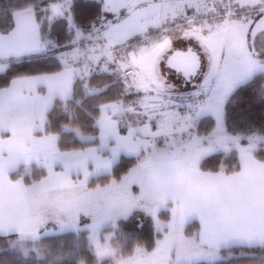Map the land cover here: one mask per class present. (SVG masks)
<instances>
[{
	"label": "snow or ice",
	"instance_id": "1",
	"mask_svg": "<svg viewBox=\"0 0 264 264\" xmlns=\"http://www.w3.org/2000/svg\"><path fill=\"white\" fill-rule=\"evenodd\" d=\"M73 7L42 8L48 33L66 28V40L44 39L33 4L23 30L0 44V59L51 51L53 62L0 87V239L15 246L55 224L95 241L105 225L114 235L141 212L150 240L134 242L118 264H264V160L255 155L264 137L248 136L245 146L226 111L244 91L247 108L264 114V0H99L87 26ZM109 65L119 88L97 105L95 136L81 137L96 144L61 149L46 130L49 111ZM11 72L0 65V78ZM233 150L231 169L209 166ZM122 153L134 162L116 176ZM19 159L35 160L42 174L14 180ZM101 174L108 182L92 185Z\"/></svg>",
	"mask_w": 264,
	"mask_h": 264
},
{
	"label": "trees",
	"instance_id": "2",
	"mask_svg": "<svg viewBox=\"0 0 264 264\" xmlns=\"http://www.w3.org/2000/svg\"><path fill=\"white\" fill-rule=\"evenodd\" d=\"M53 2L54 0H0V32L10 33L15 28L14 12L30 8L34 4L36 6V19L42 24L41 31L44 39L55 42L66 40L68 36L66 28L60 33H57L55 28L52 33H48L47 13L42 11V8ZM72 3L74 5L72 14L76 17L78 24L87 26V23L94 20L99 14V1L97 0L93 4L92 0H72ZM51 55L48 54V58L25 57L11 60L8 66L11 67L12 72L9 76L0 78V87L13 77L21 78L51 69L53 66ZM118 88L116 75L108 71L94 72L90 79L77 80L72 98L66 102L57 99L49 111L47 132L58 135V143L61 149L72 150L94 146L95 140H82L78 134L84 137L95 136L96 129L93 127V121L97 114V105L105 98L114 95ZM89 89L99 91L90 94L88 93ZM245 95L247 93L244 91L237 93L232 98V102L226 105L229 131L244 133L245 136L264 137V114L258 108L254 111L249 110L242 100ZM208 126H210V122L201 127L206 130ZM243 144H247V141H243ZM258 147L255 155L258 159L264 160V140L258 143ZM133 162V158L123 156L114 166L112 174L119 176ZM221 163L231 169L237 163L235 150L228 153H217L209 166L215 167ZM30 169V173L33 172V174H26V170L22 166L11 175L14 180L25 175L23 177L25 182H29L32 178L42 174V169H38L35 165L31 166ZM109 179L108 175L101 176L93 179L91 184H105ZM138 224H143V228L137 227ZM150 230L151 220L141 212H136L127 220L121 221L116 231V241L119 243L123 254L131 253L134 242L148 243ZM39 245L46 252L47 259L40 260L35 256H26L22 252L11 249L7 240L0 239V264H80L82 262L98 264L95 254L88 245L87 232L81 233V239L74 232L47 235L39 240ZM110 263V260H105L101 264Z\"/></svg>",
	"mask_w": 264,
	"mask_h": 264
},
{
	"label": "rangeland",
	"instance_id": "3",
	"mask_svg": "<svg viewBox=\"0 0 264 264\" xmlns=\"http://www.w3.org/2000/svg\"><path fill=\"white\" fill-rule=\"evenodd\" d=\"M47 40H49V39H47ZM48 47H50L49 49H51L52 45L49 44ZM49 54H52L51 51L49 52ZM111 69H112L111 65H109L107 68H104L101 66V67H97L95 72H99V71L111 72ZM88 93H89V91H88ZM78 136H80V134H78ZM81 137H84V136L81 135L80 138ZM247 137L248 136H245L244 141L246 140L247 144H248L249 141L247 140ZM82 140L90 141V139H82ZM260 141H263V140L257 141L256 150H258V148H259L258 143ZM247 144H245V146H247ZM30 170H29V172H26V174H33V172L30 173L31 172ZM116 231H117V229L115 230V233L113 235L112 226L110 224L105 225L100 230V232L98 234V238L95 241L90 240L89 239V233H87L88 245H89L90 249L93 251V253L95 254V257H96V260L98 261V264H101L105 260H110L111 261L110 264H118L119 259L127 256V255L123 254V252L121 251L119 243L116 241V236H117ZM64 232H74L81 239V233L83 231H81L79 233H77L76 231H73V230L61 231L57 225L49 224L46 230H44V229L41 230V235L36 240L27 239L22 244L17 243L15 246L11 245V249L22 252L26 256H35L37 259L44 260V259H47V254L42 249V247L39 245V240L42 237L47 236V235H56V234H60V233H64ZM105 249H107V250H105ZM80 264H85V263L82 262Z\"/></svg>",
	"mask_w": 264,
	"mask_h": 264
},
{
	"label": "crops",
	"instance_id": "4",
	"mask_svg": "<svg viewBox=\"0 0 264 264\" xmlns=\"http://www.w3.org/2000/svg\"><path fill=\"white\" fill-rule=\"evenodd\" d=\"M99 1V0H97ZM30 8H27V9H24V10H20V11H16L14 12V21H15V28L10 32V33H7V34H4V33H1L0 32V44H7L9 43L10 39L13 37V35L15 33H18L19 31H22L23 30V27L25 25V23L27 21H30L31 17L29 15V10ZM25 58V57H23ZM22 59V58H21ZM11 60H17L16 58H11V59H0V65H8L9 62ZM101 67V66H100ZM103 67V66H102ZM109 72V71H108ZM23 78V77H21ZM19 79V78H18ZM73 94V92H72ZM72 98V95L71 97L68 99L70 100ZM60 100V99H59ZM67 100V101H68ZM63 101V100H62ZM52 109V108H51ZM37 135H39L37 133ZM58 136V135H57ZM5 137V133L3 132H0V139H3ZM80 137V136H79ZM58 141H59V137H58ZM91 141V140H90ZM24 139L23 138H19L17 139L15 145H14V148L16 149H21L23 148L24 146ZM7 149H8V146L5 145V152H7ZM125 156V157H129L127 156L126 154H121V156L119 157V161L120 159ZM118 161V162H119ZM35 165L38 169H42L35 160L31 161V162H28V161H25L24 159H19L17 164L15 165V167L13 168L12 170V173L18 171L22 166L25 168L26 172H29V169L31 168V166ZM115 166V165H114ZM114 168V167H113ZM113 170V169H112ZM11 173V174H12ZM106 174H101L100 176H93L92 180L95 179V178H98V177H101V176H105ZM25 175H23L22 177H24ZM91 180V181H92Z\"/></svg>",
	"mask_w": 264,
	"mask_h": 264
}]
</instances>
